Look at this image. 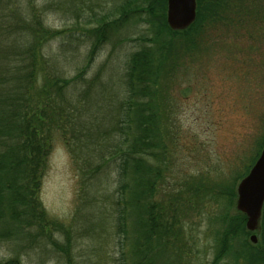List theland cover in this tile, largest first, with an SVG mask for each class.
Masks as SVG:
<instances>
[{
  "label": "rangeland",
  "instance_id": "rangeland-1",
  "mask_svg": "<svg viewBox=\"0 0 264 264\" xmlns=\"http://www.w3.org/2000/svg\"><path fill=\"white\" fill-rule=\"evenodd\" d=\"M121 1L1 0L0 74L11 77L21 64L18 58L32 44L33 34L32 23L25 20L37 15L44 28L59 34L40 48L35 89L47 79H74L68 85V97L74 101L82 97L76 102L81 125L109 132L107 113L121 97L127 58L148 42L149 32L137 19L116 26L89 60L91 42L86 29L96 25H86L84 19L109 13ZM215 10L214 17L206 13L208 21L200 31L197 48L177 50L174 78L162 96L172 125L167 151L171 191L180 187L188 191L197 180L209 186L231 181L249 165L264 137V0H222ZM83 68V75L75 79ZM89 136L92 141L93 134ZM51 141L39 198L46 214L67 228L71 247L64 253L49 244L40 246L15 236L0 240V260L129 264L131 245L125 248L127 257L123 259L115 236L112 165L105 166L96 156L86 165V151L73 161L57 130H52ZM90 167L95 175L86 174ZM187 202L178 248L159 251L152 264H257L237 253L240 249L260 253L262 217L255 244L249 242L250 234L245 244L244 237L238 236L221 253L222 227L217 218L225 209L223 201L206 193L189 196ZM235 213L233 205L230 216ZM57 236L62 245L66 243L63 235Z\"/></svg>",
  "mask_w": 264,
  "mask_h": 264
},
{
  "label": "trees",
  "instance_id": "trees-1",
  "mask_svg": "<svg viewBox=\"0 0 264 264\" xmlns=\"http://www.w3.org/2000/svg\"><path fill=\"white\" fill-rule=\"evenodd\" d=\"M196 4L195 22L182 32L167 27L165 0H122L109 13L85 17L86 25H96L86 29L91 42L89 60L116 26L137 19L149 32L148 42L141 43L127 58L121 97L107 113L111 119L109 132L81 125L76 102L82 97L76 101L68 97V85L74 79H47L35 89L40 48L59 32L44 28L37 15L25 20L32 23L33 34L32 44L18 58L23 66L13 70L11 77L0 74V240L22 235L36 245L49 244L64 253L69 251L67 228L46 214L39 198L52 147L51 132L57 130L73 161L86 151V165L95 156L105 166L112 165L115 236L123 259L127 257L125 248L131 245L129 264H152L159 251L178 248L188 210L187 197L198 198L200 194L207 193L224 203L225 209L217 218L222 227L221 253L238 236L244 237L245 244L250 234L245 229L246 218L238 212L230 216V212L236 185L259 156L264 137L249 165L231 181H216L209 186L197 180L188 191L183 187L171 191L167 185L172 125L162 101L164 88L173 81L177 50L191 52L197 48L200 31L208 21L206 13L214 17L222 0H196ZM89 134L94 136L92 141ZM93 169H85L86 174L95 175ZM261 217L264 227V208ZM59 234L66 239L63 245L57 239ZM261 247L260 253L240 249L237 257L257 264L264 262V238ZM0 264L21 263L15 257L0 260Z\"/></svg>",
  "mask_w": 264,
  "mask_h": 264
},
{
  "label": "water",
  "instance_id": "water-1",
  "mask_svg": "<svg viewBox=\"0 0 264 264\" xmlns=\"http://www.w3.org/2000/svg\"><path fill=\"white\" fill-rule=\"evenodd\" d=\"M165 3V22L171 31H185L195 22V0H165ZM235 194L234 209L245 216V229L251 233L249 242L255 244L257 242L255 233L261 221L264 205V144L248 173L238 182Z\"/></svg>",
  "mask_w": 264,
  "mask_h": 264
},
{
  "label": "flooded vegetation",
  "instance_id": "flooded-vegetation-1",
  "mask_svg": "<svg viewBox=\"0 0 264 264\" xmlns=\"http://www.w3.org/2000/svg\"><path fill=\"white\" fill-rule=\"evenodd\" d=\"M251 235V234H250Z\"/></svg>",
  "mask_w": 264,
  "mask_h": 264
}]
</instances>
